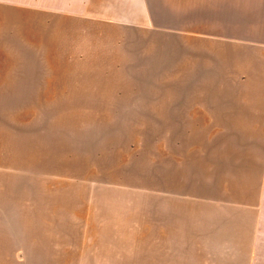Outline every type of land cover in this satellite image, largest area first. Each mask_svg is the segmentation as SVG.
Masks as SVG:
<instances>
[{
	"label": "rangeland",
	"instance_id": "1",
	"mask_svg": "<svg viewBox=\"0 0 264 264\" xmlns=\"http://www.w3.org/2000/svg\"><path fill=\"white\" fill-rule=\"evenodd\" d=\"M263 56L264 0H0V264H146L149 200L192 127L178 97L232 66L253 83ZM34 67L64 73L15 74ZM49 82L120 88L34 104Z\"/></svg>",
	"mask_w": 264,
	"mask_h": 264
},
{
	"label": "crops",
	"instance_id": "2",
	"mask_svg": "<svg viewBox=\"0 0 264 264\" xmlns=\"http://www.w3.org/2000/svg\"><path fill=\"white\" fill-rule=\"evenodd\" d=\"M197 56L196 48L193 59L188 56L194 77ZM230 68L229 81H211L213 96L178 97L179 120L192 127L178 132L177 159L168 155L173 166L168 165L171 178L162 179L160 205L150 206L149 200L146 264H264V71L256 73L257 81L238 84ZM52 69L21 68L15 74L64 73ZM53 83H32L25 90L39 104L93 88H120ZM187 83L190 90L199 88L196 81ZM17 90L20 104L27 92Z\"/></svg>",
	"mask_w": 264,
	"mask_h": 264
}]
</instances>
